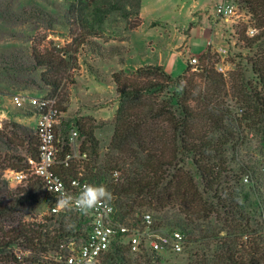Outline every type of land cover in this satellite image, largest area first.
<instances>
[{
    "label": "trees",
    "instance_id": "16d2710c",
    "mask_svg": "<svg viewBox=\"0 0 264 264\" xmlns=\"http://www.w3.org/2000/svg\"><path fill=\"white\" fill-rule=\"evenodd\" d=\"M68 1L77 33L64 48H49L34 57V67L44 70L42 81L53 94L77 68L80 49L91 44L94 26L85 21L90 15L103 23L113 13L129 21L135 14L132 28L142 23L143 0ZM239 2L254 17L258 31L249 36L244 30L240 38L246 48L256 49L248 62L256 85L240 66L228 78L218 72L210 48L191 76V68L175 77L161 65L139 68L133 76L115 73L120 99L106 152H99L92 122L78 121L84 137L80 153L87 159L57 169L65 178L81 176L106 186L121 223L142 225L150 211L155 229L181 231L193 257L188 264H264V160L245 161L238 148L243 128L253 130L264 155V0ZM181 84L183 91L177 92ZM229 97L237 100L242 113L234 111ZM58 108L66 111L60 102ZM63 127L60 158L71 151ZM38 157L37 132L16 122L0 128V263L57 264L55 258L72 240L86 237L85 219L74 212L49 213L28 223L20 219L32 203L50 206L52 195L39 179L11 188L4 172L28 169V159L36 162ZM14 247L21 252L15 253ZM161 258L146 251L135 254L118 236L99 264H160Z\"/></svg>",
    "mask_w": 264,
    "mask_h": 264
},
{
    "label": "rangeland",
    "instance_id": "374dc122",
    "mask_svg": "<svg viewBox=\"0 0 264 264\" xmlns=\"http://www.w3.org/2000/svg\"><path fill=\"white\" fill-rule=\"evenodd\" d=\"M221 2L235 7L231 18L217 14L216 6ZM70 7L68 0H0V128L16 122L21 128L36 132V117L15 108L11 97L17 94L41 97L54 93L53 88L42 81L44 70L34 67V57L35 53L49 48H64L72 40L77 33L74 24L77 19L71 14ZM97 17L93 14L85 20L94 26L90 29L94 32L91 44L80 49L78 66L69 72L66 84L59 91V102L66 110L59 118L60 124L64 125L65 138L77 156L84 140L78 131V121L92 122L100 143V154L107 150L120 99L113 79L115 73L133 76L139 68L161 65L175 77L191 68L193 70L188 73L191 76L200 69L194 70L197 66L191 65L189 60L197 57L201 64L203 54L210 48L212 63L218 72L228 78L240 66L247 80L256 85L257 76L248 63L256 49L246 48L240 38L244 30L249 36L258 31L254 17L239 0H143L142 23L136 29L131 26L136 20L135 14L131 15L130 21L117 13L108 15L103 23ZM221 44L227 48L226 53L220 52ZM228 102L235 112L242 113L236 99L229 97ZM243 130L238 147L240 156L245 161L264 160L257 148L256 134L253 138V130ZM74 131L77 136L72 139ZM21 135L20 132L18 136ZM247 152L249 155H244ZM18 153L26 154L22 149ZM4 178L11 188L18 186L12 182L8 170L4 172ZM49 212V205L32 203L20 219L28 223L40 220ZM147 213L153 215V212ZM153 224L155 226V222ZM172 230L164 228V232ZM13 250L21 252L17 247ZM190 258H193L190 252L185 251L181 255L161 258L160 264H188Z\"/></svg>",
    "mask_w": 264,
    "mask_h": 264
},
{
    "label": "built area",
    "instance_id": "2783aa9c",
    "mask_svg": "<svg viewBox=\"0 0 264 264\" xmlns=\"http://www.w3.org/2000/svg\"><path fill=\"white\" fill-rule=\"evenodd\" d=\"M218 15L224 18H231L235 14V7L226 2L216 6ZM254 33L253 30H250ZM220 52L226 53L227 48ZM190 64L199 65L197 57L191 58ZM220 71L223 69L220 67ZM59 92L47 96H24L17 94L11 97L15 108L32 113L37 119V135L39 137V157L35 162L29 158V168L22 170H11L12 182L17 185L28 182L32 179H39L47 191L52 195L53 203L49 206V213L67 214L74 212L85 219L84 239L72 240L68 250L60 253L55 258L57 264H99L103 257L110 251L118 236L122 243L131 247L135 254L144 251L155 253L158 256L181 255L186 251L185 235L178 230L164 232L154 228L153 218L150 213L145 214L143 223L140 226L127 225L116 219L115 206L109 201L85 213L66 211L56 208L57 196L61 191L77 195L82 186L90 184L81 176L65 178L57 169L60 166L67 168L75 159H87L86 153L77 156L72 150L64 158H60V117ZM77 131L73 132L74 137ZM69 141V140H68ZM69 146H71L69 142ZM247 182L248 180L245 179Z\"/></svg>",
    "mask_w": 264,
    "mask_h": 264
},
{
    "label": "clouds",
    "instance_id": "9594fccd",
    "mask_svg": "<svg viewBox=\"0 0 264 264\" xmlns=\"http://www.w3.org/2000/svg\"><path fill=\"white\" fill-rule=\"evenodd\" d=\"M183 84L176 88L177 92L183 91ZM113 197L111 191L104 185L86 184L83 185L77 195L61 191L57 196L56 208L66 211L87 213L104 202L110 201Z\"/></svg>",
    "mask_w": 264,
    "mask_h": 264
},
{
    "label": "crops",
    "instance_id": "0c3cea01",
    "mask_svg": "<svg viewBox=\"0 0 264 264\" xmlns=\"http://www.w3.org/2000/svg\"><path fill=\"white\" fill-rule=\"evenodd\" d=\"M222 47L224 48V46L221 44V49H223ZM219 50H220V48H219Z\"/></svg>",
    "mask_w": 264,
    "mask_h": 264
}]
</instances>
